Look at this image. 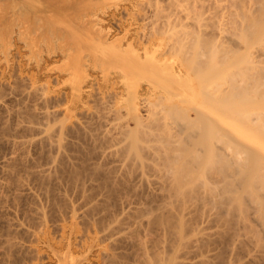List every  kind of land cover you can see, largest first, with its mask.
<instances>
[{"label":"bare ground","instance_id":"1","mask_svg":"<svg viewBox=\"0 0 264 264\" xmlns=\"http://www.w3.org/2000/svg\"><path fill=\"white\" fill-rule=\"evenodd\" d=\"M140 9L135 17L143 22L144 34L165 37L162 55L180 59L168 69V80L182 85L183 98L159 94L137 104V114L127 115L134 127L119 126L114 133L105 128L106 114L97 112L86 114L83 124L38 127L37 110L30 105L37 96L10 89L22 108L15 128L6 119L1 124L4 143L13 151L0 169L8 181L16 178L10 186L22 188L25 177L18 165L27 163L25 152L47 147L49 165L43 161L45 169L27 171L39 180L40 192L52 196L58 213L66 217L69 212H62L74 209L78 221L94 224L100 244H107L103 264H256L264 254V0H148ZM136 54L139 66L142 58ZM5 85L0 81V109L6 113L10 86ZM191 101L190 108L182 105ZM42 116L50 121L57 113ZM71 134L77 142L67 138ZM57 180H66L68 192L83 194L85 209L83 204L69 209L73 199L67 192L62 204L61 188L52 184ZM9 237L13 249L17 244Z\"/></svg>","mask_w":264,"mask_h":264},{"label":"rangeland","instance_id":"2","mask_svg":"<svg viewBox=\"0 0 264 264\" xmlns=\"http://www.w3.org/2000/svg\"><path fill=\"white\" fill-rule=\"evenodd\" d=\"M79 1H83V0H79ZM143 1L147 2L148 0H104L105 4L102 8L101 7L100 9L94 8L96 10L92 11V13H90L89 15H87V11H86L81 15V17L77 19V22L81 23L82 26L85 25L86 29H87V26L89 28L91 27V31L93 32V34L98 35V37L106 36L107 38L105 39L106 43L108 44L117 43L119 44L121 50L128 51L132 54L133 53L139 54L138 56L142 58V59L140 58L141 62H139L141 64H138L139 66H136L137 63H135V66H134L135 69L132 71H128L126 73L119 71V68L116 66L111 65L110 67L106 64L103 65L98 62H93L89 57H87V60L83 67L84 69L81 68V70L77 72L72 67L73 65H71L70 58L73 52L72 50L66 49L68 45L66 44L65 39L61 38L60 36L55 37L53 35H51L50 41H48L45 37L40 39L39 35L43 31L42 29H40L39 31L33 30L31 31V33L28 34L26 33L25 31L26 28L23 26V24L18 25L14 29L11 37H9V39L6 38L7 41L5 42H4L3 36H1L0 34V81L1 83H4V85L6 83L7 87L10 86L8 88L9 91L7 90L8 93H6L8 98H5L6 99L5 104L7 105L6 107L8 111L5 113L4 109H0L1 110L0 111V130L2 128L1 124L3 122V119L4 120L6 119L7 122L10 121L9 123L13 125V128H15L16 125L19 123L18 122L19 117L17 115L20 114V110L22 108V105H21L22 102L19 101L20 104H18L19 102L18 100H16L18 97H15V96L12 97V95L11 96L9 95L10 89L12 91H14L15 89L17 91V92L15 91L16 94H21L19 92L21 91L24 92V90L27 92L32 91L37 96L34 98L36 100H32L31 101L32 103H30L29 101V103L30 105H32V107L35 108V110H37L35 112L37 115L38 122L37 120L36 122L38 123L37 125L38 127L44 126V128H46L47 123H49L51 127L53 126L56 128H59L63 124L67 126H71V125H74L76 122H77L76 124H83L84 122H88L87 120H89L86 114L91 115L92 113L97 112V114H103V115L106 114L105 115L106 124L104 123L105 128L109 129L112 132L116 130L114 133L117 132L118 130L117 128H119V126L129 125V126L134 127V121H133V124H131L132 123L131 119L135 116V114H137V112L135 111L136 110L135 108L138 107L137 104L141 105V103L146 100H156L159 94L176 96L178 99L179 98L182 99L183 98L181 94L182 85L179 84V82H176L175 80H168V77L170 76L169 70H171L173 65L179 64L180 59H178L176 55L175 56L174 55L173 56H170V55L163 56L162 54L164 53L165 42H166L165 37H162V36L156 37L153 34H152L153 36L152 35L148 36L146 35L147 32L146 34H144L145 33L143 30L144 25H142L143 22L138 21L135 17L136 13L141 12L140 6L146 3V2L144 3ZM149 30H148V34H149ZM151 33L152 32L150 30V34ZM18 55L21 56L20 57L21 67H16ZM141 65H144L143 68L141 67ZM158 70L160 74L158 73ZM136 72H139V73H136ZM125 74H127V76H125ZM144 75H146L145 76L146 78L144 77ZM160 77H163V78H160ZM183 78L185 82L186 80L185 74L183 75ZM184 82H183V85L185 86L186 83ZM98 88H100L99 91L97 90ZM175 90L177 91L175 92ZM24 101H27V100L24 99ZM182 105L190 108L193 105H195V102L191 101V102H188ZM35 106H37V108ZM9 110L11 111L9 112ZM50 111L56 112L57 116L54 117L53 119H50V121H45V119H43L44 116L42 115ZM127 115L130 116L131 119L128 118ZM96 119L97 118H95V121H97ZM127 119H129L130 121ZM126 120L128 122H125ZM68 122L71 125H69ZM72 135L73 134H71V136L70 135L67 136V138L71 140V142H75V139H76V142H77L78 141L77 136L75 135L72 136ZM34 136H37V134ZM31 137L32 136H29V138ZM1 141L4 143L3 136L0 133V163H4L9 157L12 156L13 150L10 146H8L5 143L3 144ZM43 148H45L46 151ZM43 148L33 147L27 152H25L26 156L28 157L27 163L24 162V165L22 164L18 165V173L22 174V176L25 177V178L23 177L24 183L22 185L24 186L22 188L19 187L17 189L15 185L10 186L11 184L9 185L10 183L9 181H11V179L8 181V179L6 178L7 177L6 174H3L4 172L0 169V177H3L5 175L4 176L6 178L5 183L7 184V186L6 184L2 186L4 190L2 189V187L0 188V191H1L0 195H2L0 196L1 197L0 199H2V197L4 199V200L3 199L0 200V224H1L0 225V228H1L0 229V246H1L0 247V264H8V263L9 264H59V262L60 264H84V263L85 264H99V263L103 264L104 261L101 260V256L104 257L107 251V248H106L107 244L106 243L100 244L101 234L96 233L95 231L96 227L93 226L94 224L89 223L88 225V222L86 221L87 218L85 219V221L84 220L78 221L73 213L74 211L73 206L74 208L75 206L76 208L82 206L83 203L81 204V202L84 199L83 194L77 190L79 192L78 194V192H76L75 189L73 191V193L75 194L68 192L69 189L70 191L72 190L70 187L67 186L68 183L66 184L65 182L67 179L63 181L57 180V181L52 182V184L55 185V187L59 186V188L57 187V189L60 190L61 188L62 192L60 193V191L58 190L60 193V195L58 196L59 197L62 196L60 197L61 199L64 197L62 199L63 200L62 204L65 201L64 200L65 197L66 198L69 197L67 196L66 192L68 193V195L71 196L70 198L73 199V200L70 199L71 201H73V203H71L72 207L69 206L71 201L69 202L68 200V206L70 207L69 209L71 208L73 209V210L71 209L72 212L70 210H67L68 206L66 209L67 211L62 212V213L69 212V215H66L65 217V214L61 215L60 213H58L60 212L58 211L59 208H55L56 210L52 208L53 206H55L52 202L53 201L52 196L51 198H47L45 195V191L40 192V189L41 191L43 189L40 188L39 180L37 179V177L33 176L32 174L29 175L27 170H32L35 166L37 168L35 167L34 169L43 170V166L45 169L46 166L49 165L47 161L48 160L47 157H49L48 156L49 150L47 147H43ZM22 150L23 149L17 151L19 155L22 153L24 154L25 150L23 151ZM43 161L44 163L47 162L46 166L44 165ZM34 169L32 171H34ZM4 177L3 179L2 178L0 179L3 181L5 179ZM14 179H12V181ZM14 182L15 180L13 181V183ZM34 185H36V187ZM9 186L12 188H10ZM61 194H64V195H61ZM17 195L19 197H17ZM80 195H82L83 198H81ZM59 197H58V200L60 201ZM35 200H38V201H35ZM77 201H78V204H77ZM36 207L37 208L39 207V209L41 207H44V209L47 207L48 209V210L45 209L46 211H48L47 212L48 215H46L48 217H46L47 224H45L44 227L41 226V222L44 221L43 220L45 219L44 215L47 213L46 211L44 213L43 208H41L43 212L40 211L41 213H37L39 212V209H36ZM83 207H84V204L80 208H83ZM85 207L83 209H85ZM83 209H80L79 211L77 210L78 211L77 213H81L80 211ZM40 217L41 218L44 217V218L41 219ZM39 218H40V221H39ZM11 225L12 226L14 225V227L16 226L17 228L12 227ZM18 229L20 230L18 231ZM14 230L16 231L15 233H14ZM9 236H11V238H13V241L16 242L17 244V246L14 247L13 249L8 246L9 242H7V240L10 239ZM65 238H67L66 241H64ZM53 241L62 242L63 244L61 245L63 246V248L62 246L57 247V245L54 244ZM82 242L85 244L84 248L75 249L77 248L76 244L82 243ZM250 249L252 250V246ZM36 250H37V254H36ZM3 254L4 256L2 257ZM258 255L259 257H257L258 260L256 264L258 263L264 264L263 263L264 258H261V257H264V254H262L263 256H260L261 254H258ZM21 258L23 259L21 260ZM10 260H11V263H10ZM100 260L102 261V263Z\"/></svg>","mask_w":264,"mask_h":264},{"label":"water","instance_id":"3","mask_svg":"<svg viewBox=\"0 0 264 264\" xmlns=\"http://www.w3.org/2000/svg\"><path fill=\"white\" fill-rule=\"evenodd\" d=\"M104 4V0H0V34L5 42L18 25L23 24L28 34L42 29L40 39L45 37L50 41L51 35L65 39L66 49L73 52L71 65L77 72L84 67L87 57L93 62L116 66L122 72V67L132 63L128 66L132 71L136 54L121 50L117 43H106V36L98 37L91 27L86 29L77 22L84 12L89 15Z\"/></svg>","mask_w":264,"mask_h":264}]
</instances>
